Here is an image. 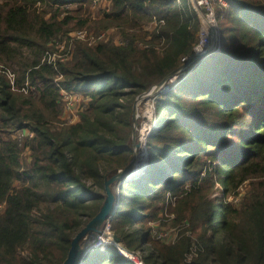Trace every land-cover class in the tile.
I'll list each match as a JSON object with an SVG mask.
<instances>
[{"label": "trees", "instance_id": "obj_1", "mask_svg": "<svg viewBox=\"0 0 264 264\" xmlns=\"http://www.w3.org/2000/svg\"><path fill=\"white\" fill-rule=\"evenodd\" d=\"M92 1L0 0V264L65 261L104 204L105 176L132 161L134 100L177 69L197 41L200 21L189 0H110L109 24L126 44L76 41L68 58L48 59L69 21H57L55 10L47 18L49 7ZM225 1L217 11L220 52L157 96L146 170L130 174L111 216L126 250L149 246L145 264H183L194 243L192 264H264V0ZM153 17L164 22L156 34L142 27ZM61 89L90 101L78 122L52 127ZM23 127L33 134L24 169L15 137ZM36 180L52 204L38 217ZM167 193L177 196L174 223L187 221L192 232L169 244L147 226ZM24 248L30 257H21ZM78 264L133 263L107 245Z\"/></svg>", "mask_w": 264, "mask_h": 264}, {"label": "rangeland", "instance_id": "obj_2", "mask_svg": "<svg viewBox=\"0 0 264 264\" xmlns=\"http://www.w3.org/2000/svg\"><path fill=\"white\" fill-rule=\"evenodd\" d=\"M214 1H215L214 7L216 13L219 10V8L227 7V3L225 0H222V2H220V0H214ZM46 7L47 6H45L44 8ZM49 8L51 9V13L46 15L47 18L51 16L53 11L55 10L60 12L59 16L56 18L57 21L63 22L64 20H66V18L69 19L68 23L64 25V31H66L65 35H62L59 39L54 40V42L52 43L53 44L52 46H54L52 48V51L54 53L55 59L57 58L64 59L65 56H67L70 52L74 50V45L76 43V40L71 41V38L74 37L75 34L80 31L86 32L87 36H96L100 33H104L105 39L100 43L107 41H112L114 43H117L116 41L119 40L118 39V36L120 35L119 27L114 25L111 26L108 21L109 19L113 18L112 4L110 0H93L87 5L68 4L59 8H57V6L49 7ZM150 21L151 20L142 23V27H144V29L147 30L145 32L148 33H151L153 31L155 25L153 22ZM148 39H150V37H148ZM100 43L93 44L92 46H89L88 44L87 45L89 47H95ZM23 51L25 52L26 55L28 54L26 50ZM193 68L194 65H192V69ZM11 70H14V67ZM152 88L147 93L144 92L146 95L145 94H143L144 96L141 95L143 97H139V96L136 97V120H135L134 131L136 135L135 142L139 144V147L135 149L136 150L135 156L133 155V157H135L134 158L135 160L132 158L133 164L130 168L131 170L127 175H125L126 174L125 173L121 178L120 177L116 178L110 184H106V182L104 183V189H105L104 194L107 195L108 191L113 194V196L115 197L113 202V207L115 208L119 202L118 198L120 194L125 193L127 191L128 187L126 186V183H130L131 180L128 179L130 176H132L130 175V173H132L133 171H137L139 169L140 170L142 169L143 172L144 170H146V164L150 154L147 149L146 143L151 130L156 124V118H157V113L155 108V102L157 96L155 95L156 92H152ZM67 93L68 95H65L64 97L61 96L62 99L60 98L61 113L57 121L54 124H52V127H61L63 125H70L78 122L80 118V114L84 113L85 110L88 108L90 101L88 96H85L81 93H77L73 90H70ZM132 132H133V123H132ZM132 132H131V139H132ZM32 137L33 134L26 135L25 138L19 140L22 148L20 162H21V168L23 169L27 168V166H29V164L32 161L31 150L28 147ZM112 176H109L107 174L105 176V181ZM36 183H37V190L42 197V202L39 211L34 212V216L38 217L41 212H45L49 207L52 206V204H50L51 196L45 192L46 189L45 185L39 180H36ZM18 185L19 182H16L15 186ZM216 188L219 189L220 186L217 185ZM96 190L100 191L98 189ZM169 194L170 193L166 194L164 202L160 204L161 211L158 214V218H157L158 220L147 224L148 228L151 229L152 237L155 238V240L163 239L168 244L173 240H175L176 237L179 236L180 232L183 231L186 232L185 236H189L190 233H192L189 223L187 221L185 225H180V226L174 223V220L176 218L175 209H176L177 199L172 198V200H168V198L170 197ZM232 200L233 197L230 196L228 198V202H232ZM237 200L238 199H236L234 202L236 203ZM2 210L3 208L0 207V212ZM104 225L99 227L101 231H103ZM160 234L164 235V237L159 238L158 236ZM96 235L97 232L95 233V231H92L87 237H85L80 243L79 250L84 251L86 247L88 249L90 245L92 246L93 244L92 242L95 239ZM112 243L113 244L111 246L115 248L119 247L117 246L118 244L113 241V239H112ZM91 246L89 247L88 250L92 248ZM143 249L144 252L142 253L143 254L142 256H145L150 249L148 245H143ZM120 250H123L122 247H120ZM20 255L23 258H28L30 257L31 252L27 248H24L21 251Z\"/></svg>", "mask_w": 264, "mask_h": 264}, {"label": "built area", "instance_id": "obj_3", "mask_svg": "<svg viewBox=\"0 0 264 264\" xmlns=\"http://www.w3.org/2000/svg\"><path fill=\"white\" fill-rule=\"evenodd\" d=\"M189 2L192 8H193L192 3H194L199 12L197 16L200 21V27H199V31L197 34V41L194 44L190 55L183 57L181 59L182 64L179 67L182 68V66L188 63L187 67H183L182 69H180L178 75L174 79L169 81L166 86L162 87L158 92H156L155 94L156 96L168 92L177 82H179L181 79L186 77L191 72L192 65L195 66L197 57L220 52L221 33H220L217 13L214 7L215 1L214 0H189ZM220 2H222V0H220ZM224 5H225V2H224ZM150 22H153L155 24L154 29L152 31L155 34L157 33L156 31L159 28H161V26L164 23L162 20H158L156 17H153ZM143 30L147 31L144 29V27H143ZM104 39H105L104 33H100L96 36H87L86 32L80 31V32H77L75 36L71 38V41L73 40L83 41L87 43L89 46H92L93 44L100 43ZM118 39L119 40L116 41L117 43H115L117 45L127 43L126 41L124 42V39L120 35L118 36ZM149 40L150 39L148 38L146 39V42L144 43L145 44L144 47H147L150 45L148 43ZM64 58H68V55L65 56ZM48 59L56 60L54 58V53L50 55ZM63 90L65 89L60 90V94L62 97H64L65 95H68L67 92L69 91V90L67 91L65 90L66 91L65 92ZM31 134H32L31 131L27 127H23L15 133V137L19 141L25 138L26 135H31ZM169 196L170 197L168 198V200H172V198L177 199L176 196H173L170 194ZM2 206L3 205H0V207ZM110 221H111V217L108 218V220L106 221L103 231L101 233H97L95 239L92 242L93 243L92 246L90 245L92 248L88 250L90 246L88 247V249L86 247V249L84 250V254L93 250L94 248L103 249L105 246L113 244L112 243L113 232L110 229ZM189 236H191V234ZM158 237L162 238L164 237V235L160 234ZM117 246H119L118 248H116L119 254L125 257L127 260L131 261L133 264H144L145 263L144 256H142L143 255L142 251L138 250V252L137 251L131 252V251L126 250L124 247L120 245H117ZM120 247H122L123 250H120ZM197 250H198V246L196 245V243H194L192 247L190 248V252L186 255L183 261V264H192L194 257H196L197 255Z\"/></svg>", "mask_w": 264, "mask_h": 264}, {"label": "water", "instance_id": "obj_4", "mask_svg": "<svg viewBox=\"0 0 264 264\" xmlns=\"http://www.w3.org/2000/svg\"><path fill=\"white\" fill-rule=\"evenodd\" d=\"M192 6H193V9L196 12V14H199L194 3H192ZM205 56H208V55H205ZM205 56H201V57L199 56V57H197V60L202 59ZM187 65H188V63H186L184 66H182V68L187 67ZM182 68L178 67L177 69L170 72L161 82H159L158 84H156L152 88V92H158L162 87L166 86L169 81H171L172 79H174L178 75L179 70ZM147 92H145V93H147ZM145 93H143V94H145ZM143 94H141V95H143ZM141 95H139V97L144 96V95L143 96H141ZM135 120H136V99L134 101L133 110H132V123H133L132 148H133L134 156H135V151H136L135 149L139 147V144H137L135 142L136 141V135H135V131H134ZM134 158L135 157H133V159ZM132 164H133V160L128 164V166L125 169L118 170L115 175L108 178V180L105 181L106 184L112 183L116 178H119V177L121 178L125 173H126L125 175H127L129 173V171L131 170L130 168H131ZM137 172H138V174L135 178H137L138 175H140L143 171H142V169L141 170L139 169V170H137ZM131 177L132 176H130L128 180H131L132 179ZM135 178H133V179H135ZM114 199H115V197L113 196V194L108 191L106 198H105V201H104V204L102 205L98 214L95 217H93L83 228H81L80 231L72 239L71 244H70V249L67 253V257L62 264H78L82 260V258L84 256V251L79 250L80 243L92 231H95V233L96 232L97 233L102 232L99 229V227L104 225L106 223V221L108 220V218H110L112 216V214L114 213V208H115V207H113ZM112 239L115 243L124 247L123 241L119 236H117L116 234H113Z\"/></svg>", "mask_w": 264, "mask_h": 264}]
</instances>
